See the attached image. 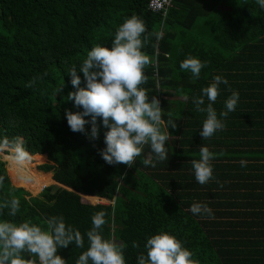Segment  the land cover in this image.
Masks as SVG:
<instances>
[{"label": "trees", "instance_id": "16d2710c", "mask_svg": "<svg viewBox=\"0 0 264 264\" xmlns=\"http://www.w3.org/2000/svg\"><path fill=\"white\" fill-rule=\"evenodd\" d=\"M147 1L0 0V139L22 138L31 155L18 169L11 154L0 153V175L5 176L0 201L10 194L20 198L17 215L9 217L5 209L0 220L42 223L47 216L62 215L86 234L93 214L103 210L102 234L126 244V264H138L147 238L159 232L179 239L198 264H264V9L255 0H171L162 20ZM133 15L144 20L148 32L164 33L159 41L151 37L143 49L156 63L145 69L149 79L142 87L149 99L160 100L163 119L169 112L179 117L176 128L168 129V161L155 167L142 163L151 154L148 146L132 167L107 164L99 153L107 131L99 118V138L90 140L71 131L65 116V110L82 111L67 100L76 90L69 70L77 68L85 87L79 66L87 52L97 45L110 47L116 28ZM189 56L208 62L198 79L179 67ZM216 75L228 81L220 85L213 105L218 117L232 90L238 91L239 102L222 118L225 129L205 140L199 131L206 113L195 110L192 97ZM34 76L43 79L26 88ZM85 128L90 131V125ZM202 146L223 152L212 161L215 179L204 185L197 183L192 167ZM35 167L51 171V178ZM52 180L65 188L47 185ZM39 184L47 186L39 189ZM80 196L108 203L91 206ZM197 202L212 209V218L190 212ZM84 239V248L73 243L58 249L66 264H75L87 249ZM133 241L139 248L132 247Z\"/></svg>", "mask_w": 264, "mask_h": 264}, {"label": "clouds", "instance_id": "9594fccd", "mask_svg": "<svg viewBox=\"0 0 264 264\" xmlns=\"http://www.w3.org/2000/svg\"><path fill=\"white\" fill-rule=\"evenodd\" d=\"M255 2L264 9V0ZM163 35V31L148 32L144 20L133 15L116 28L110 47L97 45L87 52L79 66L85 87L80 86L81 79L77 75V68L73 66L69 70L71 84L76 90L67 94V100L73 101L82 111L65 110L67 124L71 131L83 133L90 140H96L99 138V118L100 123L107 129L104 133L105 147L99 153L109 165L124 164L132 167L137 157L144 155L146 146L150 148L151 154L143 159V165L155 167L157 162L168 161L169 154L165 144L172 137L168 129L169 126L176 128L175 120L179 117L173 119L169 112V118L163 119L164 109L160 100L155 95L149 99L148 90L142 87L149 79L145 69L155 66L156 63L143 49L151 37L154 36L159 41ZM207 63L189 56L180 62L179 67L198 79ZM42 79V76H34L25 87L34 88ZM221 84L227 85V79L216 75L208 86L201 89V95L192 97L195 110L206 113L199 131L205 140L225 129L224 119L236 110L239 102L238 91L232 90L225 101L226 110L221 111L218 117L213 105L220 95ZM62 88L63 85L57 88L56 93L61 92ZM205 97L208 101L206 106ZM183 98L186 102L189 99L186 94ZM86 125H90V131H86ZM7 152L11 154L10 159L18 169L25 168L31 161V155L26 151L22 138L17 137L11 141L7 137L0 139V153ZM218 155H223V152L214 153L206 146L200 148V158L192 160L197 183L204 185L215 179L212 161ZM241 166H245V161H241ZM4 182L5 176L0 175V188L4 187ZM216 182L223 186L220 181ZM5 209L8 210L9 217H15L20 210V198L10 194V198L0 201V214ZM189 210L194 215L209 218L213 216L212 209L207 204L193 203ZM106 215L103 210L94 213L91 218L92 227L86 234L66 224L62 215L47 216L42 223H33L30 220L20 223L0 220V264H66V260L58 254V249L67 248L73 243L78 248H84L85 235L88 247L80 253L75 264H126V244L118 243L115 239H106L102 234L107 223ZM132 247L139 248L138 242L133 241ZM144 248L146 254L141 253L138 256V264H198L192 258V252L168 232L151 235ZM24 253L36 259L26 261Z\"/></svg>", "mask_w": 264, "mask_h": 264}, {"label": "built area", "instance_id": "2783aa9c", "mask_svg": "<svg viewBox=\"0 0 264 264\" xmlns=\"http://www.w3.org/2000/svg\"><path fill=\"white\" fill-rule=\"evenodd\" d=\"M171 0H148L147 8L152 12L160 14L162 20L165 18L168 8L171 5Z\"/></svg>", "mask_w": 264, "mask_h": 264}, {"label": "rangeland", "instance_id": "374dc122", "mask_svg": "<svg viewBox=\"0 0 264 264\" xmlns=\"http://www.w3.org/2000/svg\"><path fill=\"white\" fill-rule=\"evenodd\" d=\"M8 154H10L9 152H7ZM3 156V155H2ZM2 156H0V157H2ZM2 159V158H1ZM5 170H6V177H7V175H8V173H7V165H6V163H5ZM35 169L37 170V171H42V172H46V173H48L49 174V176H50V178H51V171H43L42 169H40V167H35ZM8 181H9V179H7ZM34 181V180H33ZM38 181H40V180H38ZM38 181H34L35 183H39ZM10 184H11V182H9ZM11 185H13V184H11ZM47 185H56V186H59L58 184H55L54 182H51V183H49V184H47ZM47 185H45V186H47ZM44 186V184H39V189L40 188H42V187H45ZM16 187H18V186H16ZM23 188V187H22ZM25 191H27L28 193H29V195L30 196H36L37 194H31L28 190H26L25 188H23ZM80 199H81V201L82 202H84V203H87L88 205H95V204H97V203H99V204H107L108 203V201L107 200H105L104 199V201H102V200H99L98 198H97V200H95V201H90L86 196H80Z\"/></svg>", "mask_w": 264, "mask_h": 264}, {"label": "water", "instance_id": "95a60500", "mask_svg": "<svg viewBox=\"0 0 264 264\" xmlns=\"http://www.w3.org/2000/svg\"><path fill=\"white\" fill-rule=\"evenodd\" d=\"M53 181V180H52ZM55 184H58L57 182H55V181H53ZM60 187H64V186H62V185H60V184H58ZM22 188V187H21ZM65 188V187H64ZM23 189V188H22ZM68 189V188H67ZM70 190V189H69Z\"/></svg>", "mask_w": 264, "mask_h": 264}]
</instances>
